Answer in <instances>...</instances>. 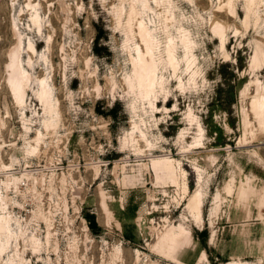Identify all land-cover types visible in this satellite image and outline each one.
Here are the masks:
<instances>
[{
	"label": "rangeland",
	"instance_id": "rangeland-1",
	"mask_svg": "<svg viewBox=\"0 0 264 264\" xmlns=\"http://www.w3.org/2000/svg\"><path fill=\"white\" fill-rule=\"evenodd\" d=\"M132 1L0 0V212L13 232L0 264H182L151 251L174 224L193 234L184 248L205 249L202 264H264V126L252 109L264 93V62H252L264 0L250 11L232 0L236 12L228 0H149L132 28L143 18L162 44L180 27L197 42L194 81L187 70L181 86L168 67L156 98L128 83ZM14 49L30 77L23 103L9 84ZM199 184L201 220L189 207Z\"/></svg>",
	"mask_w": 264,
	"mask_h": 264
},
{
	"label": "bare ground",
	"instance_id": "bare-ground-1",
	"mask_svg": "<svg viewBox=\"0 0 264 264\" xmlns=\"http://www.w3.org/2000/svg\"><path fill=\"white\" fill-rule=\"evenodd\" d=\"M172 4V0H156V2H161ZM258 0H247L248 11L253 10V6L257 3ZM228 6L233 12H236L233 6L232 0L227 1ZM140 5V7H138ZM169 5V6H170ZM152 5L149 3V0H133L130 5V10L128 12V26H127V36L129 41H133L134 51L136 56L133 59L134 67L133 73L128 76L129 87L132 91H137L139 95L143 98H156L159 92L167 91L169 86L168 77L165 75V70L168 67H171L174 74L180 79L181 86L184 85L182 73L185 71H191V80L194 81V77L197 74V55L195 53V47L197 42L192 38L188 30L184 27H180V36L175 37L171 34H168L167 41L165 44H162V40L159 37V34L154 30L150 24L141 18L138 21L136 30L132 28L130 21L138 13L141 14V10L151 9ZM172 8V7H171ZM124 11V10H123ZM172 11V10H171ZM119 17L122 14V9L118 10ZM231 16V15H230ZM219 18V17H218ZM119 19V18H118ZM248 20V18H247ZM216 21V20H215ZM214 30L222 39V45L226 47L224 43V33L225 25L220 21L214 23ZM136 37L139 38V41H135ZM30 47L34 48V44L30 42ZM179 49H182V53L179 52ZM20 52L18 49H14L11 52V60L9 63L10 67V76L9 84L12 92L20 103L24 102V98L29 91V80L30 77L25 71V66L21 64L22 58L20 57ZM184 61L187 65V69H182L181 62ZM253 65L260 66L264 62V53L263 50L259 49L254 56L252 57ZM195 65V66H194ZM194 66V67H193ZM168 93V92H167ZM166 93V94H167ZM39 98L44 101L45 105L50 111H52L53 100H52V91L50 85L43 78L40 79V90L38 94ZM264 102V93L258 95L256 99L252 102V109L258 118L260 124L264 126V110H261V104ZM154 103V102H152ZM154 105V104H153ZM159 107L157 104H155ZM189 117L193 121L195 118L192 113L189 114ZM203 130L200 126V131ZM202 134H199L197 137L196 143L200 142ZM154 161L159 164L164 162L165 170H174L173 164L168 156H160V158L155 157ZM153 161V163H154ZM175 171V170H174ZM159 172V171H158ZM183 174V173H182ZM173 175V174H171ZM185 177V176H184ZM183 180V179H182ZM201 180V179H200ZM199 180V181H200ZM179 184V183H178ZM200 187L191 193L189 207L192 212L195 213L197 219H202V204L203 200L200 195ZM183 188L185 192L189 191L188 179L185 177L183 182ZM229 192L232 191V186H227ZM248 189L242 188V192L246 193ZM264 198H262V202ZM105 209H108V204L104 201ZM10 215L0 212V252L5 251L13 237L12 225ZM168 228V227H167ZM190 236V231L183 225L176 226L172 225L165 233L159 236L157 242L152 245L151 251L162 255L164 257H170L174 260H177L174 256L178 246ZM207 259L205 251L202 252V255L198 259V263L202 264L204 260ZM138 262V261H137ZM12 263V262H11ZM14 264H25L24 258H21L18 262H13ZM234 264H248L246 261H238Z\"/></svg>",
	"mask_w": 264,
	"mask_h": 264
},
{
	"label": "crops",
	"instance_id": "crops-1",
	"mask_svg": "<svg viewBox=\"0 0 264 264\" xmlns=\"http://www.w3.org/2000/svg\"><path fill=\"white\" fill-rule=\"evenodd\" d=\"M192 238H193V234L190 232V236L178 246L176 252L174 253V256H176V254L178 253L176 259L178 257V260L181 261L182 264H199L198 259L202 255V252L205 251V249L198 248L197 244L194 247H192L191 250H189L190 249L189 247L184 248L185 246L191 243ZM144 264H157V263L150 261ZM162 264H173V263H162Z\"/></svg>",
	"mask_w": 264,
	"mask_h": 264
},
{
	"label": "snow or ice",
	"instance_id": "snow-or-ice-1",
	"mask_svg": "<svg viewBox=\"0 0 264 264\" xmlns=\"http://www.w3.org/2000/svg\"><path fill=\"white\" fill-rule=\"evenodd\" d=\"M261 110H264V102L261 104Z\"/></svg>",
	"mask_w": 264,
	"mask_h": 264
},
{
	"label": "trees",
	"instance_id": "trees-1",
	"mask_svg": "<svg viewBox=\"0 0 264 264\" xmlns=\"http://www.w3.org/2000/svg\"><path fill=\"white\" fill-rule=\"evenodd\" d=\"M92 221V220H91Z\"/></svg>",
	"mask_w": 264,
	"mask_h": 264
}]
</instances>
